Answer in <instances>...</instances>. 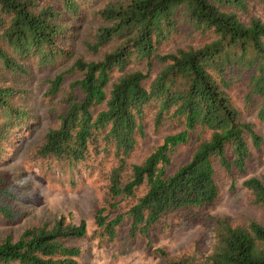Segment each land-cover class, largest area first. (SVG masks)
I'll list each match as a JSON object with an SVG mask.
<instances>
[{
	"label": "trees",
	"instance_id": "16d2710c",
	"mask_svg": "<svg viewBox=\"0 0 264 264\" xmlns=\"http://www.w3.org/2000/svg\"><path fill=\"white\" fill-rule=\"evenodd\" d=\"M250 1L264 6V0H106L93 12L99 26L84 47L102 57L74 62L71 71L80 78L70 84L64 112L35 155L69 170L92 157L113 161L105 202L94 216L99 241L113 242L127 220L131 238H149L155 226L172 219H204L213 223L210 253L166 264H264L262 223L234 225L227 218L203 217L219 199L215 164L228 173H244L252 148L263 144L230 95L235 82L247 76V102L262 99L257 118L264 125V22L253 17L247 23L237 13H246ZM84 17L83 0H0V68L25 75L31 60L41 68L70 61L74 52L61 43L75 37L73 23ZM185 22L208 41L161 53L160 46ZM133 62L146 63L148 73L127 71ZM155 65L159 69L147 84ZM116 71L121 76L113 81ZM65 74L49 79L46 97L60 93ZM25 95L0 82V157L15 130L32 122ZM150 113L157 128L170 122L183 129L165 136L140 164H130ZM197 129L208 137L170 174L173 154ZM244 187L255 204L264 206L260 179L250 178ZM16 197L0 180V216L6 220L17 217ZM128 201L133 203L123 207ZM87 233L84 221L75 225L65 218L28 227L17 241L0 243V264H82L83 250L68 242Z\"/></svg>",
	"mask_w": 264,
	"mask_h": 264
},
{
	"label": "rangeland",
	"instance_id": "374dc122",
	"mask_svg": "<svg viewBox=\"0 0 264 264\" xmlns=\"http://www.w3.org/2000/svg\"><path fill=\"white\" fill-rule=\"evenodd\" d=\"M51 3V0H41ZM106 0H83L85 17L73 23L72 36L61 43V47L72 48L74 58L55 67L41 68L37 60L26 63L27 74L16 75L0 68V82L16 86L26 92L24 106L31 114L32 122L15 130L5 152L0 157V180L17 197L14 202L16 218L6 220L0 216V243L10 238L17 241L28 227L40 226L65 218L67 223L78 225L85 222L87 237L70 240L71 246L83 250L82 264H166L168 260L183 257L208 255L213 245V223L204 219L188 220L175 218L169 224L155 226L150 237L129 235L130 221L118 229L117 238L109 243L99 241L94 236L96 229L95 211L105 202L109 171L113 161L103 156L92 157L69 170L60 162L41 159L35 155L36 148L42 143L48 129L57 126L58 116L64 112L65 99L71 92L70 84L80 78V73L71 71L74 62L99 60L102 54L94 55L84 47L85 42H92L99 23L93 19V12ZM59 5V4H58ZM61 8V6H58ZM244 22L251 18H260L264 22V6L259 1H250L246 13L237 11ZM68 20V16H66ZM74 28H76L74 30ZM208 36L196 32L187 22L180 24L172 38L161 45V53L176 52L187 46L197 47L208 41ZM159 69L155 65L147 84L152 81ZM143 70L148 73L146 63L133 62L127 71ZM60 93L55 98L46 97L49 79L65 73ZM121 73L113 74V81ZM249 78L244 76L230 89L233 103L238 108L243 122L254 125L261 135L263 144L259 149L252 148L251 159L244 173L226 172L218 163L215 164V181L220 188L219 199L206 209L203 217L227 218L234 225H248L257 222L264 225V206L254 203L251 193L244 187L250 178H258L264 183V125L258 121L257 114L262 99L253 97L247 102L250 92ZM152 113L146 120V136L140 140L135 153L129 159L130 164H140L165 136L181 131L168 122L156 127ZM209 132L197 129L191 133L189 142L177 148L172 157L170 174L188 163L199 142L206 139ZM132 201L122 204L128 206Z\"/></svg>",
	"mask_w": 264,
	"mask_h": 264
}]
</instances>
